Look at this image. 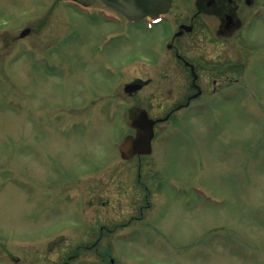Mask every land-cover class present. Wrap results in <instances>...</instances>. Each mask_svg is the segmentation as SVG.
Instances as JSON below:
<instances>
[{
	"label": "rangeland",
	"instance_id": "obj_1",
	"mask_svg": "<svg viewBox=\"0 0 264 264\" xmlns=\"http://www.w3.org/2000/svg\"><path fill=\"white\" fill-rule=\"evenodd\" d=\"M79 1L96 14L63 0H0V264H64L78 251L76 264H94L83 248L98 237L114 264H264V58L253 60L248 84L203 96L156 127L152 155L123 162L128 115L143 108L164 118L177 97L156 85L124 93L157 72L150 56L163 26L143 31L120 19L116 30L97 17L100 2ZM247 38L264 42V16ZM240 44L230 43L234 64L247 57ZM247 47L255 57L259 44ZM64 167L85 174L70 207L55 202L40 215ZM86 219L103 233L84 237Z\"/></svg>",
	"mask_w": 264,
	"mask_h": 264
},
{
	"label": "flooded vegetation",
	"instance_id": "obj_2",
	"mask_svg": "<svg viewBox=\"0 0 264 264\" xmlns=\"http://www.w3.org/2000/svg\"><path fill=\"white\" fill-rule=\"evenodd\" d=\"M170 1L171 8L168 13L161 15L162 20L159 24L163 26L161 27L163 43H155L152 48L157 53L150 56L153 58L160 56L161 58L157 57L155 62H161L163 65L156 72L157 80H148L146 86L156 85V89L162 93L185 98L184 103L170 109L173 112L190 107L195 99L225 90L232 84L240 82L239 78L231 79V76L241 72L235 71L234 64L230 63L228 57L230 43L237 40L242 44L248 40L247 33L262 20L264 4L262 0ZM144 21L134 27L144 31ZM189 27L192 29L188 30ZM221 48L223 51L216 54ZM54 188V184L48 187L51 203L44 206L48 208V212L50 207H54L55 201L60 202L63 198L59 199L61 194H55ZM63 189L67 192L62 193L66 196L63 201L70 202V198H67L68 188L64 185ZM78 200L85 214L87 200ZM88 201L89 207L99 208L96 199ZM36 218L39 219L38 214ZM88 225L89 229L84 227L86 230L80 233L92 237L103 233L102 228H98L96 223L89 222Z\"/></svg>",
	"mask_w": 264,
	"mask_h": 264
},
{
	"label": "water",
	"instance_id": "obj_3",
	"mask_svg": "<svg viewBox=\"0 0 264 264\" xmlns=\"http://www.w3.org/2000/svg\"><path fill=\"white\" fill-rule=\"evenodd\" d=\"M107 6L124 15L131 21L144 18L149 14L155 16L159 12H166L170 6L168 0H102ZM31 30L26 29L21 33V37L30 34ZM142 88V85L129 84L125 91L133 93ZM127 124L137 130L135 137L128 136L119 146L121 156L124 160L132 158L134 155H147L152 152V139L154 137L155 121L148 118L147 112L142 111L136 120H129Z\"/></svg>",
	"mask_w": 264,
	"mask_h": 264
}]
</instances>
